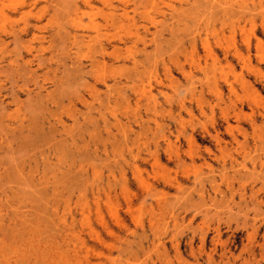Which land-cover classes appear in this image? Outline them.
<instances>
[{
	"label": "rangeland",
	"instance_id": "374dc122",
	"mask_svg": "<svg viewBox=\"0 0 264 264\" xmlns=\"http://www.w3.org/2000/svg\"><path fill=\"white\" fill-rule=\"evenodd\" d=\"M76 1L107 42L104 0ZM112 3L136 39L77 78L69 0H0V248L58 257L52 214L79 182L87 199L65 216L81 264H264V0Z\"/></svg>",
	"mask_w": 264,
	"mask_h": 264
},
{
	"label": "bare ground",
	"instance_id": "6f19581e",
	"mask_svg": "<svg viewBox=\"0 0 264 264\" xmlns=\"http://www.w3.org/2000/svg\"><path fill=\"white\" fill-rule=\"evenodd\" d=\"M93 1L94 0H83L84 4L88 6ZM231 1L233 0H223L224 2L223 4L226 5ZM69 2L71 3V7H69L70 9L68 10V20L71 28L70 30L65 29L63 34L64 36L67 37L69 43L68 46L70 47V50H75V52L72 53L69 52V56H68L70 59V64L73 66L71 68L72 72L70 73V75L71 76L75 75V77L77 78H83L85 74H88L89 72H87V67L85 66L86 63H84V60H88L89 66L90 68H92V73L94 74V76L100 77L101 76L100 74L104 73L105 65L99 67L101 65L100 63H98L99 58L104 59L105 56L109 57L114 53V50L116 49V44H115L116 42L114 43V39H116L118 42H126L127 39L132 40L134 37L136 39V36L133 35L134 33H132L131 31H124L125 29L124 23L129 21L128 12H126V9H123L122 13L117 14L116 11L118 10V7L114 6L112 0H104V3L109 10L106 16L108 17L107 18L108 25L106 26V28L109 29L112 27V30H116L114 33L106 35L107 42L104 43L101 41L100 38L102 35L101 29L99 27L100 25L97 22H95V17L90 16L88 22L83 23V19L81 16L86 14H84V12L78 7L76 0H69ZM154 5L155 2H152L151 7ZM246 6H247L246 0H235L232 3H230V8L233 9L234 7L236 11L238 10L241 11L242 8L243 7L246 8ZM168 9L176 13L178 11V8H175L172 4L168 5ZM179 10H182V7H180ZM14 11H16V8H14ZM247 11H249V14L253 12L252 10H247ZM144 13L146 14L148 20H150V23H155V20L151 19L153 17H151L150 13L147 12V8L144 9ZM115 17H118L119 20H115L114 19ZM202 24L203 21L196 20L194 29L199 30ZM26 28L27 25L16 30L17 32L14 30H10L9 31L10 38H12L14 41H18V37H19L17 36L19 34L18 32L24 31L26 30ZM91 34L94 36H92ZM134 42L137 41L135 40ZM203 44L204 47L207 46L206 40L204 41ZM246 44H248V42ZM23 47L27 50L28 53H32L31 43L23 44ZM33 57L38 58V56H33ZM21 61L24 63V67L20 68L21 70L20 69L19 70L23 72V74L25 73V75L34 74V71L32 70V59L25 60L21 58ZM37 61L40 60L37 59ZM12 63L15 62L12 61ZM97 63H98V67L96 68ZM66 65L67 64L64 63V66ZM3 68H4L3 66H0V71ZM16 76L19 78L21 77L20 74L19 75L16 74ZM83 85L86 87L88 84L84 83ZM106 86L108 87L107 83ZM87 87L89 89L92 88V86H87ZM93 89L95 88L93 87ZM77 100L83 102L84 101L83 95L80 96L78 95ZM83 191H84V186L82 185V183L76 182L75 184H73L71 188L63 189L62 194H60V198L62 199V203H63V207H62L63 210L62 212H60L59 210H55L52 214L51 223L53 226L52 230L54 232L51 233L50 237L54 241L53 244H57V241L61 242L59 249L62 250L63 252H60L61 254L59 253L58 257L53 259V261H49L48 259L45 260L46 262L49 261L48 264H81L82 263V257L80 256L81 254L80 245L82 244V240L81 237L72 230L71 227L72 220L69 223L67 222L65 212L70 210V206L73 201L75 205H78L79 202H81V200L87 199V195L86 193L84 194ZM75 195L76 197L72 198ZM92 195L95 196L94 193H92ZM87 230L90 233V237L92 236V238H94L95 240L99 239L98 237H96V234L93 232V229H91L90 225H88ZM35 244L38 245V243ZM6 250H7L6 247L0 248V253L3 254L4 257V260H2V262L4 261L5 264H18V262L23 260V257L20 258V256L22 255L21 253H23L24 251H21L19 249L12 250L13 252L9 256H7ZM36 250L37 251H35L33 255H34V259L38 261L41 259L40 255H42V253L38 252L39 250L38 247H36ZM105 257L107 261L114 262V259L111 257L110 253ZM18 258L20 259L18 260ZM2 262L0 261V264H3ZM87 264H89V262H87ZM119 264H123V263H119Z\"/></svg>",
	"mask_w": 264,
	"mask_h": 264
}]
</instances>
